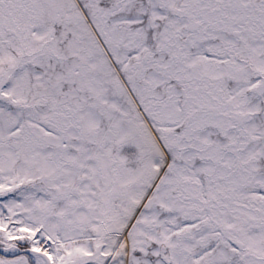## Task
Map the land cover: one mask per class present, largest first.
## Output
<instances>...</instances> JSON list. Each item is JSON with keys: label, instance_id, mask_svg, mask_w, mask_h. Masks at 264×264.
Wrapping results in <instances>:
<instances>
[{"label": "snow or ice", "instance_id": "snow-or-ice-1", "mask_svg": "<svg viewBox=\"0 0 264 264\" xmlns=\"http://www.w3.org/2000/svg\"><path fill=\"white\" fill-rule=\"evenodd\" d=\"M0 264H264V0H0Z\"/></svg>", "mask_w": 264, "mask_h": 264}]
</instances>
